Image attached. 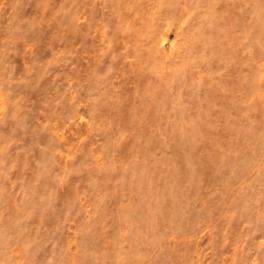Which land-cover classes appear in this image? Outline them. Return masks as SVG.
Segmentation results:
<instances>
[{
  "label": "rangeland",
  "instance_id": "374dc122",
  "mask_svg": "<svg viewBox=\"0 0 264 264\" xmlns=\"http://www.w3.org/2000/svg\"><path fill=\"white\" fill-rule=\"evenodd\" d=\"M0 264H264V0H0Z\"/></svg>",
  "mask_w": 264,
  "mask_h": 264
}]
</instances>
